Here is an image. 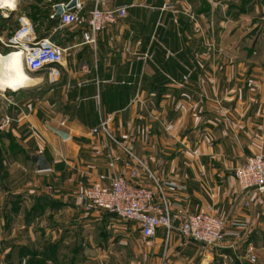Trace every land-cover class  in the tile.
I'll return each instance as SVG.
<instances>
[{
  "label": "crops",
  "instance_id": "crops-1",
  "mask_svg": "<svg viewBox=\"0 0 264 264\" xmlns=\"http://www.w3.org/2000/svg\"><path fill=\"white\" fill-rule=\"evenodd\" d=\"M83 1L86 16L93 0ZM60 2L66 0H10L11 6H0V56L9 61L18 55L32 78L14 101L0 105V117L13 119L8 133L19 145L5 172L8 182L17 180L11 192L25 197L30 174L37 189L21 198L22 205L47 198L57 213L75 217L72 227L99 221L79 193L108 185V179L99 180L100 173H126L121 160L112 169L105 157L109 150L119 158L124 153L115 145L109 149L102 133L90 132L100 116H111V132L166 180L174 207L191 212L211 207L227 218V231L236 233L219 246L202 248L175 231L166 241L159 228L154 237L144 238L154 247L151 264H264V195L243 191L233 174L249 155L264 153V56H256L264 40L258 50L256 36L247 38L258 29L240 37L243 24L232 25L247 15V5L263 13L264 0H109L110 6H126V15L101 30L95 46L83 43L81 27L60 26L49 18L52 5ZM216 11L223 15L214 23ZM42 38L65 48L64 55L30 72L21 55L11 52ZM211 44L224 52L211 53ZM38 147L48 170L37 171L29 158L40 153ZM9 188L10 183L4 189ZM62 232L52 229L55 241ZM98 234L96 249L106 254L109 250L98 245L104 233ZM249 243L255 262L247 257Z\"/></svg>",
  "mask_w": 264,
  "mask_h": 264
},
{
  "label": "built area",
  "instance_id": "built-area-1",
  "mask_svg": "<svg viewBox=\"0 0 264 264\" xmlns=\"http://www.w3.org/2000/svg\"><path fill=\"white\" fill-rule=\"evenodd\" d=\"M68 1L56 3L63 7V12L58 17L59 25L81 27L83 43L93 46L96 45L97 35L101 30L118 23L126 15V6H110L109 0H93V5L86 16L82 14L83 0H76L72 8L66 9ZM56 4L52 5L53 9ZM53 14L50 16L53 17ZM22 52V60L26 67L35 71L60 62L65 48L49 38H42L26 46ZM188 76V74L183 76V82L187 81ZM10 120L7 115L1 117L0 135L10 124ZM110 121L111 116H100L98 124L92 127L90 132L102 133L108 141L109 149L115 145L124 153V157L119 158L109 150L105 157L107 166L112 169H115L121 160L126 173L113 172L110 177L100 173L99 180L108 179L109 183L106 186L92 185L84 190L80 196L88 205L112 213L122 220L135 222L143 238H152L159 228H164L166 241L175 231L183 239L198 242L202 248H206L221 245L227 234H236L227 231V218L215 213L211 207L196 212L186 211L179 205L174 207L145 161L111 132L108 126ZM63 124L64 122H61V126ZM141 171L150 181H153V185L142 181ZM233 174L243 191L255 189L264 195V153L262 151L249 155L234 169ZM233 225L240 226L239 223H233ZM247 257L250 262L256 261L251 243L247 246Z\"/></svg>",
  "mask_w": 264,
  "mask_h": 264
},
{
  "label": "rangeland",
  "instance_id": "rangeland-1",
  "mask_svg": "<svg viewBox=\"0 0 264 264\" xmlns=\"http://www.w3.org/2000/svg\"><path fill=\"white\" fill-rule=\"evenodd\" d=\"M247 9L249 10H247V15L242 17L240 22L232 23V25L237 27L240 23L243 24L244 28H242L241 32H238L240 37L250 33L253 27L258 29V35L253 32L251 37L247 38L253 39L256 36L257 49L259 50V45L264 40V34L259 32V29L264 30V12H261V14L256 12L254 8L252 9L251 4L250 6L247 5ZM260 10V8L259 10L257 9V11ZM222 15V12L220 14L219 11H216L212 16L214 23L217 19L222 18ZM237 20L239 21V18ZM249 42L251 41L249 40ZM209 50L211 53L221 51L222 54L224 52L223 48L220 49L214 44L210 45ZM259 55L264 56V48L262 50L260 48L256 56ZM19 91L0 90L2 93L0 95V105L4 107L6 102L14 101L18 97ZM4 115L9 116L2 113L1 117ZM10 119V124L3 131L4 134L1 133L2 136L0 135V264H151L156 259L152 243L147 242L146 239L140 236L135 222L122 220L112 213L104 212L89 205L88 210H96L98 212L99 221L82 228H79V225L76 224V226L72 227L73 222H71L70 218L75 217L69 215V211L68 213L67 211L57 213V209L48 205L47 198L44 201L45 203L42 202V206L41 204L33 206H31L32 204H29L30 206L22 205L21 202L24 198L31 197L28 192L31 190L35 191L34 189L37 188L32 184V177L29 174L27 178L28 186L22 190L24 191L22 194L27 196L22 197L21 194L16 195L11 192L17 189V180L14 178L8 182L5 179L6 167L19 149L18 142L8 133L13 120L11 117ZM38 148L39 152H42L43 149ZM132 150L139 158L145 161L169 198L165 187L166 180H162L159 177L144 155H139L133 148ZM141 178L145 184L153 185V181H150L143 171H141ZM9 183L10 191L7 192L4 188ZM48 186L49 184L45 185V188ZM86 188L79 193V196ZM46 196L49 197L48 195ZM169 200L171 201L170 198ZM16 202L18 203L17 210L12 206V204L16 205ZM5 215L7 217L9 215L8 218L10 220L7 223L4 218ZM57 227H60L63 232L61 239L59 238V240L55 241V238H53L54 234L51 231ZM99 232L104 233V236L103 242L98 245H100V250H109V252L106 251V254L96 249L97 242L94 236L98 235L99 237ZM55 242H58V246H51ZM21 245L27 247L26 251H22L23 253L18 249ZM7 248L10 249L5 252ZM158 254L161 256V251ZM54 258L55 260H53Z\"/></svg>",
  "mask_w": 264,
  "mask_h": 264
},
{
  "label": "bare ground",
  "instance_id": "bare-ground-1",
  "mask_svg": "<svg viewBox=\"0 0 264 264\" xmlns=\"http://www.w3.org/2000/svg\"><path fill=\"white\" fill-rule=\"evenodd\" d=\"M11 53H17L22 57L21 51L15 50ZM8 58L0 56V89L12 91L25 89L32 81L31 76L21 66L22 62L18 55H12L9 61Z\"/></svg>",
  "mask_w": 264,
  "mask_h": 264
},
{
  "label": "water",
  "instance_id": "water-1",
  "mask_svg": "<svg viewBox=\"0 0 264 264\" xmlns=\"http://www.w3.org/2000/svg\"><path fill=\"white\" fill-rule=\"evenodd\" d=\"M76 0H69L67 5L65 6L66 9H70L75 5ZM63 12V7L61 4H56L54 6V18H58ZM53 131L59 135L61 138L65 139L68 137V133L58 129V128H53ZM30 160L34 163V167L37 171H44L48 170L50 168V164L48 163L45 155L42 153H36L29 155Z\"/></svg>",
  "mask_w": 264,
  "mask_h": 264
},
{
  "label": "trees",
  "instance_id": "trees-1",
  "mask_svg": "<svg viewBox=\"0 0 264 264\" xmlns=\"http://www.w3.org/2000/svg\"><path fill=\"white\" fill-rule=\"evenodd\" d=\"M53 1H55V0H53ZM66 1H68V0H66ZM29 9H35V10H39V8L38 7H34V6H32V5H29ZM27 15L30 17V13H27ZM32 18V17H31ZM49 18L51 19V20H57L58 18H54V17H51L50 15H49ZM54 64V63H53ZM52 65V64H51ZM30 72H33V71H30ZM3 133V132H2ZM4 134V133H3ZM2 136V135H1ZM18 200H19V198H18ZM44 200H46L45 198H38V202H37V204L36 205H40L41 204V206H42V202L44 203ZM17 203V202H16ZM17 205H18V203L16 204V205H14V204H12V206H13V208H16L17 207ZM16 210H17V208H16ZM58 246V242H55V243H52L51 244V246ZM26 248L27 247H25L24 245H21V246H19L18 247V249H19V251H21V253H23L22 251L24 250V251H26ZM32 256H34V255H32ZM53 260H55V258L53 259ZM58 264V263H57Z\"/></svg>",
  "mask_w": 264,
  "mask_h": 264
},
{
  "label": "clouds",
  "instance_id": "clouds-1",
  "mask_svg": "<svg viewBox=\"0 0 264 264\" xmlns=\"http://www.w3.org/2000/svg\"><path fill=\"white\" fill-rule=\"evenodd\" d=\"M4 4H9L10 5V0H0V6H3Z\"/></svg>",
  "mask_w": 264,
  "mask_h": 264
}]
</instances>
